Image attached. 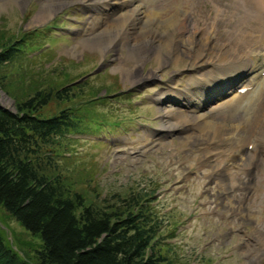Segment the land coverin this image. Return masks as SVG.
I'll list each match as a JSON object with an SVG mask.
<instances>
[{"label": "rangeland", "instance_id": "374dc122", "mask_svg": "<svg viewBox=\"0 0 264 264\" xmlns=\"http://www.w3.org/2000/svg\"><path fill=\"white\" fill-rule=\"evenodd\" d=\"M108 1L112 0H53L52 4L50 0H0V53L11 46L17 50L10 61L0 64V107L16 112L18 103L44 90L52 93L40 109L42 115L49 117L65 108L77 115L86 112L85 129L66 133L44 148L47 168L64 176L70 190L100 210H123L129 195L156 190L146 202L159 225L155 251L169 255L175 264H264V144L252 139L232 152L223 135L198 140L199 129L192 123L180 134L159 130L163 122L181 121L183 114L193 122V114L223 109L222 103L233 92L203 107L200 104L194 112L179 104L180 92L195 91L196 83L201 85L211 72L216 74L217 67H227L229 59L245 62L240 64L245 68L250 63L252 69L264 52V42L254 35L247 36L244 44L241 41L242 34L260 29L258 22L245 8L225 0H170L176 3L172 13L187 17L184 28L172 34L180 50L168 58L164 52L161 58L153 52L144 57L134 50L141 47V40H133L139 26L136 20L130 22L135 23L132 29L128 27L129 41L119 38L117 43L116 37L105 50L92 41L105 29L107 35L115 32L113 20L104 14ZM149 1L146 6L133 0L130 8L141 21L154 12L164 20L165 0ZM48 2L51 5L46 7ZM128 8L122 6L119 12ZM87 9L93 14H87ZM42 46L40 54L30 57ZM66 86L73 88L74 95L63 101L55 92ZM160 98L176 103L165 102V107ZM250 104L245 110L220 109L214 123L242 122L254 110ZM87 115L91 116L88 122ZM102 122L113 134L100 133L95 136L99 139L90 140L89 133L100 131L96 124L103 127ZM248 127L253 134L258 130L253 122ZM191 131L195 135L190 140L181 139ZM0 236L21 260L37 263L40 239L2 207Z\"/></svg>", "mask_w": 264, "mask_h": 264}, {"label": "trees", "instance_id": "16d2710c", "mask_svg": "<svg viewBox=\"0 0 264 264\" xmlns=\"http://www.w3.org/2000/svg\"><path fill=\"white\" fill-rule=\"evenodd\" d=\"M16 52L12 46L3 50L0 64ZM72 89L66 86L55 95L70 100ZM51 93L38 90L18 103L16 112L0 107V207L40 239L36 264H175L169 255L155 251L159 225L146 202L156 190L129 195L124 211L100 210L70 190L64 176L47 168L44 148L87 126L82 124L86 112L77 115L65 108L49 117L42 115L40 109ZM87 117L88 122L91 116ZM0 264L29 263L0 236Z\"/></svg>", "mask_w": 264, "mask_h": 264}, {"label": "bare ground", "instance_id": "6f19581e", "mask_svg": "<svg viewBox=\"0 0 264 264\" xmlns=\"http://www.w3.org/2000/svg\"><path fill=\"white\" fill-rule=\"evenodd\" d=\"M132 1L133 0H124V1H118V0L113 1L112 0V1H108V4L104 5L106 7L104 10L105 11L104 14L111 17L110 22L113 20L112 26L115 27V32H114V34L107 35L108 31H107V29H105L106 30L105 34H102V32H100L98 34V36H96V38L92 40V41H94V44L97 43L98 45L103 46L104 48H102V49L105 50L107 47L106 45L108 43H110L111 41L115 40L116 37H118L117 43H119V38L121 40H124V41H129L131 36H128V34L129 35L132 34V32L129 30V28L134 27L135 25L138 24L139 26H138L137 32H136L137 33V39L133 38V40H135V41L138 40V43L141 40L140 41L141 47L135 46V48L134 47L133 48H134V50L136 49L137 51L140 50L144 57L147 56L149 53L153 52V53H155L157 58H161V56L163 55L162 53L164 52V56L168 58V57H171V55L174 56L175 52H179L180 48H179L178 41L174 39L175 35L172 36V34H175L176 30H178V29L182 30L184 28L185 25H183V23L185 22L187 17L185 15V13H183V14L172 13V10L174 8V5H176V3H174V1H170V0H165V2H162L167 8V13H166V15L163 16L164 20H162V18H160V17L157 18L155 15V12H154V14H152V16H151V14H149V15L146 14L145 15L147 17L146 20L141 21V19H138V17H136V15L138 13L135 10H131V8H130ZM52 2H53V0H50L51 4H52ZM141 2L144 5L148 6L150 1L149 0H141ZM228 2H231L230 5H235V6H240V7L245 8L246 11H248L250 13L249 14L250 17H253L259 24L260 29L255 31V33L250 31L244 35L242 34V36H243V38H242L243 40L241 41L242 44H244L246 41H248L247 36L250 38V36H253V35L255 38L264 42V0H227V1L225 0L226 4ZM50 3L48 2L46 4V7H49L51 5ZM126 4L129 6V8L124 9L125 11H123V12H119V9L122 6H125V8L128 7ZM188 6H190V4H189V2H186L185 8L188 9ZM134 9H136V8H134ZM43 12L44 11H41V12L39 11V13H40L39 15L45 16L46 13H43ZM133 13H135V14L131 15ZM150 13H152L151 10H150ZM41 18H43V17H41ZM131 20H136L138 22L136 24L130 23ZM154 20L156 21V23ZM161 22H163V24ZM166 24H168V26H166L164 29H161L163 31L161 33L160 28ZM169 30H170V32H168ZM207 34L208 35L210 34L209 30H208ZM171 36H172V38H171ZM159 38L161 40L160 41L161 46L159 45L160 46L159 49H155L154 46L157 44ZM143 43H145V47H143V45H142ZM136 44L137 43H135V45ZM207 44H209V43H207ZM161 47H162V49H161ZM137 48H139V49H137ZM191 52H189L188 54H191ZM178 54H180V53H178ZM162 61H163V59L161 60V62ZM243 63H245V62L238 63V61H236V59H233V60L229 59L228 63L226 64L227 67H225V68H222L220 66L217 67L216 70H218V71H216V74L214 72V75H213L211 72V74H209V77H207V79L202 80L201 85L200 84L197 85V83H196L195 84V87H196L195 91H190L187 89L186 91L180 92V94L182 95L181 96L182 100L180 99L179 104H182V102H183V105L186 108H188V109L193 108L194 109L193 112H194L196 109H198L200 107L199 106L200 104H203L205 102V99L206 100L209 99L210 96L212 94H214V92L222 90V86L218 87L216 85V84H218L217 82H219L220 84H226V85L231 86L234 83L232 80L235 76L237 77L238 75L242 74V72H244V70H246V69H249V70L251 69V68H248V65H247V68L242 67V66L240 67V64H243ZM254 65L252 66L253 67L252 69H255L257 67V70H259V71L255 74V76L252 79L248 80V85H243V86L248 87L247 92L244 94L237 93L234 97H232L231 99H228L227 101L222 103L223 109L225 107H228V108H231L234 110L236 108H238L237 110H239L240 108H241V110H245L246 107L248 108V104H250V102H253L252 105L254 107V110L252 112H249L251 114L249 116H247L246 119H242V122H238V123L234 122L235 125H233V126H227L229 124L226 125L223 123H220V124L214 123L215 122L214 117H216V115H218V116L221 115L219 113V111L221 109L220 108L214 112H208V113H203V114H199V115H196V114L191 115V117H192L191 119L193 120V122H190V119L188 118V117H190L189 115L183 114V119H181V121H178L175 123H170L168 125H166L163 122L160 125L159 130L162 133H164L165 135L170 133V132H173V131H175V132L178 131V134H180L183 131L188 130V124L192 123L193 126L196 127L197 131L199 129L198 135L201 138H199L198 140L206 141L203 139H204V137L209 135L207 140L211 141V140H214L215 137H218L219 134L221 135L220 137H222V135H223L224 139L222 138L223 139L222 141L231 143L230 148H232V152L234 150H236L237 147H240V145L242 146V145L247 144L248 142L252 141V139H253V141L257 140L258 142H262L264 144V72H263L264 71V64L261 63L259 60V63H257L255 66ZM237 68H238V70H235L233 72L230 71V70H234ZM227 77L229 79H227ZM145 78L146 77H143V79H145ZM219 80H223V81L220 82ZM136 81L137 80H135L134 82L136 83ZM235 86H236V84L233 85V87H235ZM243 86H242V88H243ZM209 91H211V92L208 95ZM243 101H245L244 104L242 103L240 106L238 104V102H243ZM165 102L166 103L167 102L176 103V100L172 101L169 98H165V99L160 98L159 99V103H161V104L165 105V107H167L168 103L164 104ZM196 102L198 103V105L195 104ZM208 102L209 101H207L206 103H208ZM253 107H250V108H253ZM223 109H221V110L223 111ZM175 111H179V110L176 109ZM179 112H181V111H179ZM244 114H248V113H244ZM165 117H166V115L162 114V118H165ZM251 122L256 123L257 128H258L256 133L254 132V134L249 131L248 124ZM241 133H246V135L243 136V135H241ZM192 135H195V134H193L191 131V133L188 135H185V136L182 135L183 137L181 139L184 138L185 141L187 139L190 140ZM235 143H240V144H235ZM208 144H207V146H208ZM262 145H261V147H262ZM206 148L209 149V146ZM260 157H262V156H260Z\"/></svg>", "mask_w": 264, "mask_h": 264}]
</instances>
